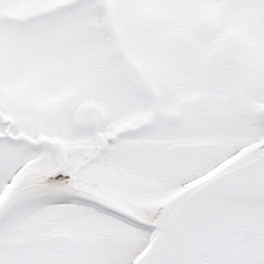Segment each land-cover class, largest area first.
<instances>
[{
	"label": "snow or ice",
	"instance_id": "snow-or-ice-1",
	"mask_svg": "<svg viewBox=\"0 0 264 264\" xmlns=\"http://www.w3.org/2000/svg\"><path fill=\"white\" fill-rule=\"evenodd\" d=\"M0 264H264V0H0Z\"/></svg>",
	"mask_w": 264,
	"mask_h": 264
}]
</instances>
